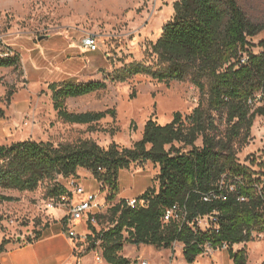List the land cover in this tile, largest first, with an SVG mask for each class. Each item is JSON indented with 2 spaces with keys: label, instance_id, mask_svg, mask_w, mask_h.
I'll list each match as a JSON object with an SVG mask.
<instances>
[{
  "label": "trees",
  "instance_id": "1",
  "mask_svg": "<svg viewBox=\"0 0 264 264\" xmlns=\"http://www.w3.org/2000/svg\"><path fill=\"white\" fill-rule=\"evenodd\" d=\"M175 10L153 46L156 67L132 63L117 70L113 80L125 81L139 73L166 83L189 80L201 90L199 105L190 114L176 112L167 124L150 118L143 137L131 147H104L93 139L58 145L27 139L0 145V200L18 199L5 194L9 190L33 192L43 184L48 197L62 196L68 190L61 178L77 177L80 168L109 187V200H114L121 170L151 161L159 173L138 198L147 204L130 206L120 199L107 214H99L98 223L108 220L110 226H90L88 250L99 242L108 263L131 264L122 254L126 244L166 248L182 242L185 259L193 263L208 246L221 248L226 243L234 264H248L246 249L235 251L233 246L264 233V170L253 168L255 159L252 165L242 163L238 153L250 140L255 118L264 116V40L258 52L250 51V39L264 31V23L250 19L238 0H181ZM21 65L17 54L0 57V67ZM107 85L68 81L49 88L60 118L90 124L115 116L116 110L75 113L66 109L65 101ZM12 96L10 90L9 102ZM4 117L0 105V120ZM176 205L186 213L185 219L166 222L167 210ZM203 217L211 219L206 230L198 226ZM35 234L29 243L43 235L40 230ZM10 243L9 238L0 242V264Z\"/></svg>",
  "mask_w": 264,
  "mask_h": 264
},
{
  "label": "rangeland",
  "instance_id": "2",
  "mask_svg": "<svg viewBox=\"0 0 264 264\" xmlns=\"http://www.w3.org/2000/svg\"><path fill=\"white\" fill-rule=\"evenodd\" d=\"M181 0H0V50H10L11 56L18 50L25 56V70L33 65L51 71L52 81L64 82L106 81L107 88L88 95L66 99V109L70 112H100L115 109L116 115H107L90 124L70 123L60 118L54 106L51 81L37 83L40 73L32 71L27 82L22 65L0 67V105L5 117L0 120V145H10L27 139L52 141L55 145L93 139L108 147L112 143L131 147L143 137L144 126L150 118L160 124L170 123L176 112L190 114L200 103L201 90L186 81L161 82L148 74L139 73L125 81H114L117 70L132 63L155 66L157 57L153 46L162 36L166 23L176 14L175 5ZM250 19L264 23V0H238ZM87 34L97 37V53L84 51L82 39ZM41 36H46L40 39ZM30 40L37 41L31 43ZM251 52H258V44L264 40V31L250 39ZM67 44L73 46L71 52L59 53ZM34 46H36L34 48ZM38 54H35V52ZM22 61V58H21ZM156 67V66H155ZM68 72L65 75L56 73ZM12 90L11 101L7 100ZM195 98L199 101L196 102ZM201 144V140L198 142ZM238 156L242 163L251 161L262 163L253 168L264 170V116H257L249 142ZM159 166L151 161L144 165L133 164L130 169L120 172V189L127 197H140L142 191L154 184ZM78 181L86 192L103 191L99 180L86 168L80 169ZM72 178V177H70ZM70 178H61L69 185ZM158 185V183H157ZM2 190H0L1 192ZM3 192V191H2ZM21 198L14 201L0 200V241L2 237L16 241L17 237L27 238L35 232L50 226L55 216L49 215L47 204V184L33 192H17ZM82 198L84 197L81 196ZM17 198V197H16ZM81 198V199H82ZM74 195V201L81 200ZM120 201L116 196L109 200V210ZM67 206L54 210L61 223ZM208 217L198 221L203 230L209 228ZM80 235L88 228L86 220L71 224ZM91 226V225H90ZM98 230L110 226L108 220L95 225ZM33 231L32 235L28 232ZM89 234V233H87ZM83 246H86V242ZM184 243L175 242L171 247L158 248L153 245L126 244L124 254L132 264H234L228 248L207 247L193 263L184 257ZM245 248L248 264H264V233L248 242L235 244L233 250ZM101 248L87 253L96 255ZM140 253V256H137ZM91 256L88 257V261Z\"/></svg>",
  "mask_w": 264,
  "mask_h": 264
},
{
  "label": "crops",
  "instance_id": "3",
  "mask_svg": "<svg viewBox=\"0 0 264 264\" xmlns=\"http://www.w3.org/2000/svg\"><path fill=\"white\" fill-rule=\"evenodd\" d=\"M38 41V40H37ZM37 41L30 40L31 43H35ZM36 46H34L35 48ZM73 49V46L67 44L66 46H63V48L59 49V53L62 54L64 52H71ZM84 51L88 52L89 54L97 53L98 51H92L89 49H85ZM18 52L21 55L23 67L24 62L26 61L25 56L18 50ZM35 54H38L36 51ZM32 71L36 70L40 73V76L37 78V83L42 84L44 82L51 81V83H54L55 80L52 81V72L46 71L44 69H41L38 65H33ZM31 70L27 71L25 70V77L27 82L29 81V76L31 74ZM63 72L56 73L54 76L62 75ZM65 79L70 78V74L68 72H64ZM82 169V168H80ZM80 169L78 170V178L80 177ZM93 175V174H92ZM94 177V176H93ZM100 186L101 182L99 181ZM153 186L150 185L146 189L142 191L141 194H143L149 187ZM102 187V186H101ZM15 190H9L5 192L7 195H11L17 198H21L20 194L17 195L14 193ZM20 192V191H17ZM22 193V192H20ZM119 199H134L137 197H127L122 193L121 189L119 190V193L117 195ZM82 197L80 196V199ZM139 198V197H138ZM56 209V208H55ZM55 209L49 210V215L55 216L54 222L50 225L42 229V237L34 241L33 243H29L27 240V236H24L23 239H20V237H17L16 241L13 239L11 240V243L9 244L8 251L4 253L1 256V262L2 264H110L108 263L104 258L102 261L96 260V255L93 253H86L81 257V262H77L78 255L77 253L80 251L76 247V243L73 239L69 238L66 231L64 230V224L61 223L60 217H56V214L54 213ZM91 233V230H87L85 234ZM33 231L28 232V235H32ZM4 239L2 237L1 241ZM0 241V242H1ZM143 245V244H141ZM126 246V245H125ZM125 248V247H124ZM122 254H124V249L122 251ZM91 256V259L88 261V257ZM137 256H140V253H137ZM127 257V256H126ZM129 258V257H127ZM131 260V258H129ZM132 264V260H131Z\"/></svg>",
  "mask_w": 264,
  "mask_h": 264
},
{
  "label": "built area",
  "instance_id": "4",
  "mask_svg": "<svg viewBox=\"0 0 264 264\" xmlns=\"http://www.w3.org/2000/svg\"><path fill=\"white\" fill-rule=\"evenodd\" d=\"M82 45L83 47H85V49H89L92 51H96L99 47L97 42V37L93 34H87V36L82 39ZM9 56H11L9 49L0 50L1 58H7ZM245 61L246 59H243V62ZM195 101L198 102L199 99L195 98ZM62 184H64V186L68 190V193L62 196L50 198L47 207L49 209H55L59 206L68 207V212L64 216L67 220L65 222L66 223L65 226H67L65 231L69 236V238L75 241L77 249L80 250L77 253L78 255L77 262L80 263L81 257L84 254H86L88 251L91 250H97V248L99 247V242L96 243L95 248L88 250L90 246L88 244V234H84V235L78 234L73 229L71 224H73L74 222L86 220V223L88 224V228H90V225H96L98 223L97 216L103 213L104 209H108L109 207L110 189L109 187L105 186L103 182H101V186H102L101 188L103 191L99 190L98 192H86L85 187L79 183L78 178L76 177L70 178L69 185H66L65 183ZM74 195H78V196L84 195V197L79 201H74ZM127 202L128 205L130 206H137V205L145 206L147 204L145 200L138 198L127 199ZM185 216L186 213L183 211V209L176 205L173 208L167 210L164 220L166 222H169L170 220H182L185 219ZM82 241L86 242L87 245L86 246L79 245V243H81ZM222 247L228 248V245L224 243ZM96 260L98 261L103 260L102 252L100 253L99 251H97ZM143 264H148V262L144 261Z\"/></svg>",
  "mask_w": 264,
  "mask_h": 264
},
{
  "label": "water",
  "instance_id": "5",
  "mask_svg": "<svg viewBox=\"0 0 264 264\" xmlns=\"http://www.w3.org/2000/svg\"><path fill=\"white\" fill-rule=\"evenodd\" d=\"M44 37H46V36H41L40 39H42V38H44ZM20 239H22V238H20Z\"/></svg>",
  "mask_w": 264,
  "mask_h": 264
}]
</instances>
